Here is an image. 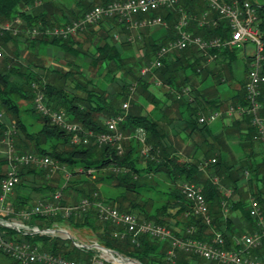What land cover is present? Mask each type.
I'll use <instances>...</instances> for the list:
<instances>
[{"label":"trees","instance_id":"16d2710c","mask_svg":"<svg viewBox=\"0 0 264 264\" xmlns=\"http://www.w3.org/2000/svg\"><path fill=\"white\" fill-rule=\"evenodd\" d=\"M112 1L115 0H79L77 1L78 9L66 15L57 13L55 9L58 8L53 0H0V23L15 17H20L22 20L18 34L14 35L11 32L0 34V47H6L8 42L18 45L22 37L26 47L32 48V51H29L30 54L36 57L44 53L43 49L47 45H52L64 54L73 56L65 61L70 68L63 71L52 66L33 63L29 57H26L24 61H15L13 58L4 56L0 60V107L4 108L5 114L8 113L10 117L7 122L13 124L14 132H11L9 137L12 139L14 150L17 153L33 152L47 155L56 165L67 167L70 174L64 185L60 187L59 183L50 184L49 167L44 169L34 165H21L19 182L9 197L14 210L18 211L32 203L29 200L30 196L24 193L23 189L26 187L36 191H47V200H52V194L60 189L62 190L60 200L62 205L73 204L81 198L90 200L99 198L115 204L121 211L136 213L134 215L139 220L164 225L175 236L209 241L213 233L218 231L224 238L225 248L237 247L235 239L242 231L240 227L237 232L233 228L234 224L227 215L228 213L224 212V205L229 206L231 203L233 207L230 206L231 211L239 208L250 231L254 227V221L248 213V203L245 200L248 195L259 201L264 215V198L261 197V194H264V149L257 160L250 153L243 154L244 156L237 161H232L234 157L229 145L216 135L204 145L205 162L203 160H182L172 145L162 142L164 132L157 124H161L163 118L167 116L158 114L159 100L148 89L151 80L146 78V75L140 74L141 67L155 58L159 46L176 36L174 26L177 12L167 8L154 12V14H159L167 24L165 28L157 27L158 29L162 27L164 30L161 38L145 37L142 33V38L135 36L133 40L121 43L122 47L118 48L114 42L106 41V36H104L102 43H99V40L92 43L94 48L92 55L90 46L85 44H91L92 35H95L92 28L94 25H86L76 35L67 38L44 33L31 37L27 33V30L33 27L43 30L47 27L65 25L80 18L84 12L95 5H106ZM181 5L192 16L187 29L194 35L203 38L228 37L227 22L219 19L214 11L210 13V16L216 19L214 25L208 23L200 26L198 24L197 18L201 13L209 10L205 2L182 0ZM257 15L258 27L264 44V4L258 7ZM103 21L116 22L123 26L126 23L117 17H111L97 24ZM78 36H82V39H77ZM113 36V34L110 36L111 39H114ZM140 49H143V53L138 56ZM207 53L214 56L212 60L209 61L207 56L195 47L175 50L163 57L161 65L147 74V76L154 75L170 88L172 104L176 105L179 117L187 126H191L192 131L196 130L197 124H203V127L207 124V122L198 121L200 115L224 109L220 106L222 100H219L217 88L219 85L228 86V78L239 83V87L234 89L226 99L229 103L228 107L247 105L245 83L248 64L244 66L242 77L239 78L234 75L231 65L236 59L234 47H209ZM88 54L91 60L85 66H96L94 73L98 78L96 80L80 68L83 64L74 61ZM251 58L252 56L247 57V63ZM42 68L47 69V73L45 71L41 73L38 70ZM117 72H120L121 84L115 87V95L108 99L107 86L115 81ZM262 74H264V46ZM208 79H211L212 83L202 86ZM131 84L136 85V99L129 98ZM184 87L189 88L191 98L181 93ZM37 89L43 92L45 103L50 109L63 110L70 121L80 124L84 130H92L96 133L105 131V120L122 113L124 119L119 123L118 128L124 135H130L122 140V152L118 153L115 146L109 143L99 145L92 137L85 144L72 143L71 133L52 124L46 115L33 107ZM68 89L78 92L73 93ZM178 93L181 94L179 97H177ZM138 97L150 102L153 105L152 110L142 114V105L136 101ZM128 98L131 100V108L124 114L122 103ZM18 100L27 101L30 107L18 108L16 104ZM258 100L262 104L259 114L264 119V87L260 88ZM153 109H156L155 117L152 115ZM207 109L211 111L206 114ZM20 111L28 115L34 114L37 119L41 120V128L35 134L26 130L27 124L19 116ZM5 124L7 123L0 120V139L8 131L9 127ZM231 124L233 126L227 133H238L240 139L238 144L242 150L245 147L251 149L254 143L262 145L256 137V129L251 123L249 114L242 113L240 118ZM138 127L143 128L146 133L145 143L148 146L146 152H143L142 144L133 136ZM48 141L49 148L40 145ZM220 145L225 151L223 154H220L218 148ZM63 146H69L71 149L66 150ZM198 147L200 146L196 149ZM211 158L215 160L206 162ZM142 160L144 166H142ZM6 164L7 158H0V181L4 175L3 166ZM245 171L248 172L247 176ZM29 175L34 177L31 186H28ZM215 176L217 181L213 180ZM167 177L169 183L166 188H159L160 186L155 188L157 184L160 185V182H167ZM184 181L201 187V192L207 202L208 214L211 217L209 224H206L200 215L193 213L192 202L180 189V183ZM246 184L248 185L247 192L243 191V186ZM102 186L105 188L120 187L124 191L109 193L107 188L104 193L107 192L108 196L103 197L104 193L101 194L100 191ZM225 189L234 191L238 195V200L233 202L229 196L225 195ZM151 191L152 196L146 194ZM29 222L40 227L54 224L72 229L86 227L89 236L95 237V241L100 245L115 250L122 256L135 259L141 264H212L194 253L173 248L169 239L161 240L143 233L134 238L130 235L116 236L114 232L121 231L122 227L111 221L100 220L97 210L93 207L81 216L70 215L64 218L59 214L33 215ZM188 229H191V232H187ZM7 233L15 236L16 240L25 239L32 244H37L39 250L53 255L85 261L92 255L91 250L74 246L70 239L50 235H20L13 230H8ZM169 250H172V255L168 253ZM252 253L264 260V245L253 250ZM7 264H17V262L11 260Z\"/></svg>","mask_w":264,"mask_h":264},{"label":"built area","instance_id":"2783aa9c","mask_svg":"<svg viewBox=\"0 0 264 264\" xmlns=\"http://www.w3.org/2000/svg\"><path fill=\"white\" fill-rule=\"evenodd\" d=\"M182 0H115L106 5H95L91 9L83 13V15L62 26H53L51 28H30L27 33L34 37L40 33L51 36L67 38L76 35L86 25H95L98 22L111 17H117L124 20L133 28H152L166 25V22L155 11L167 8L177 12L175 22L176 36L168 40L165 44L159 46L156 51L155 58L140 69V74L145 76L151 72L153 68L161 65V59L169 52L182 50L188 47H195L200 53L207 56L208 60L213 59V55L207 53L209 47H234L246 42H252L255 45L252 58L248 63L247 81L245 83L246 106H237L229 108L228 112L236 111L239 114L246 113L251 117V123L256 129V137L264 147V119L260 116L259 110L262 106L258 100L260 96V88L264 87V74H262L263 60V41L258 27L257 9L260 2H252L251 0H201L208 6L207 11L201 13L197 18L200 26L205 24H215L216 19L210 17L211 11L217 13L219 19L227 22L229 35L227 38L215 36L211 38H203L194 35L187 27L191 14L183 9ZM142 15V18H135L136 15ZM22 24L20 17L0 23V34L2 32H11L16 35L19 32V26ZM1 56V50H0ZM181 93L189 96V89L184 87ZM181 94H177L179 97ZM33 107L46 115L50 122L57 125L61 129L71 133L72 143H88L92 137L97 144H112L118 153L122 152V140L126 137L118 128V125L124 119L122 113L111 116L105 120L106 130L101 132H93L92 130H84L82 126L76 122L70 121L67 114L63 110L50 109L45 103V97L42 91L36 90ZM128 102L122 103V109L126 110ZM220 116L218 111H212L207 115L199 116L200 123L213 122ZM2 113L0 112V120ZM13 133V126L5 133L7 145V164L4 175L0 181V251L8 256L17 264H141L135 259L122 256L117 251L109 253L98 247L97 241L82 243L73 239L68 235V230L62 226L54 224L52 226L40 227L31 224L30 218L33 215H54L67 218L70 215L81 216L82 213L90 208H95L98 212V218L102 221H111L117 226L122 227L121 231H115L114 235L123 237L130 235L133 238L138 234H148L154 238L161 240L169 239L172 247L179 248L186 252L194 253L203 257L212 264H264L259 256L252 253L253 250L259 249L264 245V215L261 205L255 198H250L248 202V213L254 221V230L246 232L240 238L235 239L237 247L227 249L224 247V238L220 232L213 233L212 239L209 241L200 240L191 237H179L173 235L170 229L164 225L156 224L152 221L139 220L136 215L130 212L121 211L113 203L106 200L95 198H81L73 204L62 205V190H56L52 194V200H37L30 205L16 211L14 210L9 197L14 187L19 182V167L21 165H34L36 167L46 168L57 166L53 160L47 155H40L33 152L17 153L14 150L12 139L9 137ZM133 136L142 144L143 152L148 150L145 139L146 133L143 128H136ZM215 159H211L213 162ZM51 168V167H50ZM91 171V170H89ZM248 175V172H244ZM70 174H67V179ZM181 192L192 202V210L196 215H200L206 224L211 222L208 214V206L201 187L192 182H181ZM13 230L20 235H50L62 239H70L72 244L78 248L89 249L92 255L88 260H77L64 256L53 255L45 251L39 250V246L31 242L20 239L16 240L15 236L8 235L7 231ZM68 232V233H67ZM191 232V229L187 230ZM99 244V243H98ZM168 253L172 255V250Z\"/></svg>","mask_w":264,"mask_h":264},{"label":"crops","instance_id":"0c3cea01","mask_svg":"<svg viewBox=\"0 0 264 264\" xmlns=\"http://www.w3.org/2000/svg\"><path fill=\"white\" fill-rule=\"evenodd\" d=\"M77 1H79V0H53V2L57 5V8H58V9H55V10H57V13L58 14H66V15H68L70 11H76L78 9ZM87 1H92V0H87ZM139 16H142V15L140 14V15H136L134 17L138 18ZM209 16H210V14H209ZM210 17H212V16H210ZM161 26L165 28L167 26V24L161 25ZM157 27H159V26H157ZM157 27L142 29V27L133 28V27L129 26L128 23H125L123 26L119 23L116 24V22L103 21V22L96 24L92 27L95 35H92V39L90 40L91 44L87 43L85 45L90 46V48H91L90 54L92 55L93 50H94L92 43L94 44V42H96L98 40H99V43H102L104 41L103 40L104 36H106V39H105L106 41H108L110 43L114 42L116 44V46H118V48H120L121 43L125 42L126 40H133L135 36H138V37L140 36L142 38V33L145 37L161 38V35L164 34V30L162 27L159 29ZM140 33H141V35H140ZM112 34L114 35L113 36L114 39H111V37H110ZM77 39L81 40L82 36H78ZM22 45H23V38L21 37V39H19L18 49H21ZM242 45H245V44H242ZM45 49H46L45 54H47V55H49V57H51V53L54 52L53 50L55 49V47H53L52 45H47L45 47ZM58 52L63 53L61 50H58L55 53H58ZM142 53H143V49H140L138 56H141ZM90 54H88L85 57L80 56L79 58L75 59L74 61L76 63H81L83 65H86L91 60ZM168 54H170V52ZM51 62L54 63L52 59H51ZM233 62L231 63V65L233 64ZM248 63H246V64H248ZM83 71L88 75L87 71H85V70H83ZM119 75H120V72H117L115 81L108 84V86H107V91H108L107 98L108 99L112 98L115 95V89H116L115 87L117 85L121 84L122 78L120 79ZM90 76H92L95 80L98 79L96 77V74H94V76L93 75H90ZM146 78H149V76L146 75ZM152 82H154V85L156 88H159V90H155L154 87L152 86L153 83H151L148 87V89L150 91H153L152 89L155 90L154 91L155 96L159 100V108H158L159 113L158 114L163 115V116H167V117L163 118L161 124H157L158 127H160L161 130L164 132L162 142L164 144H167V145H172L182 160H188V161L203 160L205 162V158H204L205 156L203 153L204 145H205V143L211 141L212 138L216 135L220 136L219 139L221 140V138H222V141L229 145V147H230L229 149L231 151H232L231 145L234 146L235 148H237V147L240 148V145L238 144L240 141L238 133L235 132V134H228L230 132L227 133V131L231 130V128L233 126L231 123L234 120L239 119L241 114L237 113L236 111L229 113L228 112L229 108L227 110H225V109L219 110L218 112H219L220 116L215 121L207 122V124H205V127H203L204 126L203 124H197L196 130L192 131L191 126L190 125L187 126V124L184 123L183 119L179 117V115L177 113L176 105L174 103L172 104V98H171L170 93H169L170 88L167 85L163 84L157 78H155V80H153ZM203 85H204V83L202 84V86ZM217 89L219 92L222 93V91H225L228 89V86L219 85ZM68 90L73 92V93L78 92L77 90H74V89H68ZM221 93H219V96L222 95ZM209 96H211V95H209ZM188 97L191 98L190 92H189ZM227 98H225V99H227ZM225 99L223 98V100H225ZM140 103L142 104V100L140 101ZM145 103H147V106L149 104H151L150 102H147L146 100H145ZM209 111H211V110L207 109L206 114ZM200 116H202V115H200ZM1 120L3 121V119H1ZM217 120H220V123H217L216 122ZM5 123H7L5 125L7 127H9L8 129H10L11 126H13V124H9V122H5ZM129 136H130L129 134L125 135L126 138ZM5 138H6V136L4 135L0 139V158L6 157L7 145H6V139ZM197 146H200V147H198L196 149ZM218 148L220 149V154L225 153V151L221 145ZM263 149H264L263 145L260 146L259 144L254 143L252 145L251 149H250V147H245L241 157L244 156L243 154H250L251 153L253 155V157L257 160L261 157ZM211 159H214V158H211ZM211 159L206 160V162L210 161ZM5 168H6V165L3 166L4 171H5ZM33 178H34L33 176L29 175L28 186L33 185V183H31V182H33ZM213 180L217 181V177L215 176L213 178ZM243 184H245L244 180H243ZM34 185H36V184H34ZM23 190H24V193H26L30 197H32V194H30L29 191H31L33 189L26 187ZM246 190L248 191V188L246 186H243V191H246ZM224 192H225V195L229 196V198L231 200H233V202L238 200L237 199L238 195L236 193H234V191H232L231 189H225ZM38 195H40V194L38 193ZM261 195H262L261 197L264 198L263 197L264 194H261ZM47 196H48V194L44 198L42 197V199H40L38 197V200H47ZM250 198H252V196L248 195V197L245 199L247 203L249 202ZM32 202H35V201H32ZM230 206H231V208H233L231 203L229 204V206L224 205V212L228 213L227 215H229L231 222L235 226H237L238 228L239 227L241 228L242 232L237 237L240 238L243 233L252 232L254 230V227L250 231L249 226L247 225V221L244 218H242V216H241L240 209L237 208L235 211L234 210L231 211ZM226 233L228 234V230L226 231ZM233 237H235V235ZM92 241H94V240H92Z\"/></svg>","mask_w":264,"mask_h":264},{"label":"rangeland","instance_id":"374dc122","mask_svg":"<svg viewBox=\"0 0 264 264\" xmlns=\"http://www.w3.org/2000/svg\"><path fill=\"white\" fill-rule=\"evenodd\" d=\"M254 1L255 2H260V3L263 2V0H254ZM234 48H235L236 59L234 60V62L232 64V67L234 68L233 72H234V75L236 77L241 78L242 77L243 68H244V66L247 63L246 59H247L248 56H252L253 55V52L255 50V45L252 42H246L245 45L239 44V45L234 46ZM0 50H1L0 60L4 56H7V58H13L15 61H17V60L24 61L26 57H29L31 62H33V63H36L38 65L42 64L44 66H52V67H55V68H57L58 70H61V71L70 68V67H68L67 64H65V61L70 59V58H73V56L71 54H64V53H60V52L55 53L56 51L59 50V49H56V48L53 50L54 52L51 53V57H49V55L45 54L46 53V49L45 48L43 49L44 53L40 52L41 54H39L36 57V56L30 54L29 51H32V48L28 49L24 42H23V45H22L21 49H18V45H15L13 42H8L6 47H0ZM51 59L53 60L54 63L51 62ZM80 68L85 70V71H87L89 77H90V75L94 76V73H95V70H96V66L81 65ZM43 69L44 68H42V70H40V69H38V70L41 73L44 72V71L47 73V69L46 70H43ZM139 69H140V67L138 68V70ZM151 76L152 75L149 76L150 80H152V81L155 80L154 75L152 77ZM152 81H150V82L153 83L152 86L154 87V89L155 90H159V88L155 87L154 82H152ZM227 81H228V89L225 90V91H222V93L219 92V93L222 94V95L219 96V100H222V103H221L220 106H221L222 109L224 108L225 110H227L229 108L228 107L229 103L226 101L225 98H227L234 89H237L239 87V83L236 80H231L230 78H228ZM211 83H212L211 79H208V80H206L204 82V85H210ZM154 89H152L153 93L155 91ZM136 90H137L136 89V85L131 84L130 85V89H129V94H130L129 98L130 99H136V93H135ZM211 91H212V89H211ZM129 98L125 100V101L128 102V107L126 108V110H122V112L124 114L127 113L130 110V108H131V100ZM223 98L225 100H223ZM138 99L140 101L142 100V104L140 103V101ZM136 101H139V103L142 105V110H141L142 114H146L147 112H149L153 108V105H151V104H149L147 106V103H145V99H143L141 97H138ZM16 104L18 105V108H20V109L21 108L30 107V104L27 101L18 100ZM0 112L3 115L1 119H3V121H5V122L9 121L10 117H9L8 113L5 114L4 108L0 107ZM155 113H156V109H153L152 115L154 117H155ZM19 116L22 117L24 122L27 124L26 130H28L32 134H35L37 132V130H39L41 128V125H42L40 123L41 120L37 119L34 114L33 115L32 114L28 115V114L20 111L19 112ZM216 122L220 123V120H217ZM51 142H53V140H51ZM40 145L42 147L49 148V141L46 142V144H40ZM63 148L66 149V150H70L71 149L69 146H63ZM231 148H232L231 154L234 157L231 160L232 161L233 160L237 161L239 158H241L243 150L241 148H239V147L235 148L232 145H231ZM144 165L145 164H144V162L142 160V166H144ZM48 167L49 168L51 167L50 168V173H49V176H48V177L51 178L50 184L54 185L56 183H59L60 187L62 185H64V182L66 180L65 176H67V174H69V171H68L69 169L67 167H65V166L64 167H60L59 165L55 166V168L52 167V166H48ZM48 167H46V168H48ZM37 168H41V167H37ZM46 168H44V169H46ZM156 178L160 179L158 176H156ZM168 183H169V178L167 177V182L166 181L160 182V185L157 184L155 186V188L160 186L159 188H163L164 189V188L167 187ZM244 186L248 187L247 184L244 185ZM107 188L102 186L101 190H100L101 194H103L107 190ZM108 191H109V193H115V192H123L124 189H122L120 187L119 188L110 187V188H108ZM29 192H30V194H32V197L29 198L30 201H36V200H38V197L40 199H42V197L44 198L48 194V192L45 191V190H42V191L31 190ZM38 193L40 195H38ZM106 193L103 194V197H107L108 196ZM146 194L152 196L153 192L151 191V192L146 193ZM154 197H155V195H154ZM155 198L157 199V197H155ZM146 207H148V205H146ZM134 214H136V213H134ZM65 228L68 230L69 234L71 235V237L73 239H76V240H78V241H80L82 243H87V242H90L92 240L95 241V237L89 236V233H88L86 227H81L79 229H72V228H69V227L66 226ZM233 228L236 230V232L239 229L237 226H234V225H233ZM240 230H241V228H240ZM240 234H241V232L238 235H240ZM10 261H11V259L8 256H5L3 253L0 252V264H7Z\"/></svg>","mask_w":264,"mask_h":264},{"label":"water","instance_id":"95a60500","mask_svg":"<svg viewBox=\"0 0 264 264\" xmlns=\"http://www.w3.org/2000/svg\"><path fill=\"white\" fill-rule=\"evenodd\" d=\"M67 233H68V232H67ZM68 235L70 236L69 233H68ZM96 245H97L98 247L104 249L105 251L109 252V253H116L115 250H112V249L106 248V247H104V246H102V245H100V244H98V243H96Z\"/></svg>","mask_w":264,"mask_h":264}]
</instances>
